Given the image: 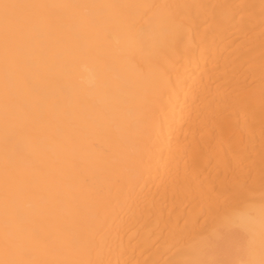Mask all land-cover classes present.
I'll list each match as a JSON object with an SVG mask.
<instances>
[{
  "label": "bare ground",
  "instance_id": "1",
  "mask_svg": "<svg viewBox=\"0 0 264 264\" xmlns=\"http://www.w3.org/2000/svg\"><path fill=\"white\" fill-rule=\"evenodd\" d=\"M0 264H264V0H0Z\"/></svg>",
  "mask_w": 264,
  "mask_h": 264
}]
</instances>
